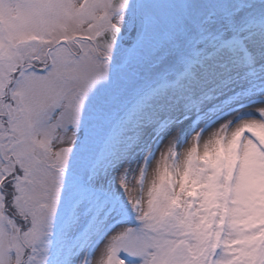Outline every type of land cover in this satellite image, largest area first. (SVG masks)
<instances>
[{"label":"snow or ice","instance_id":"obj_1","mask_svg":"<svg viewBox=\"0 0 264 264\" xmlns=\"http://www.w3.org/2000/svg\"><path fill=\"white\" fill-rule=\"evenodd\" d=\"M0 264H264V0H0Z\"/></svg>","mask_w":264,"mask_h":264}]
</instances>
